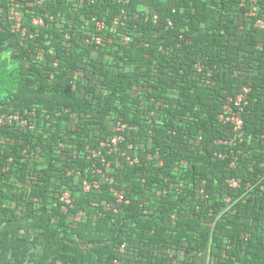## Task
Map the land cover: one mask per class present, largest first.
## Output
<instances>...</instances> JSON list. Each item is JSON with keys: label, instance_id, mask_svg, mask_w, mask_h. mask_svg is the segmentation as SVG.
<instances>
[{"label": "trees", "instance_id": "obj_1", "mask_svg": "<svg viewBox=\"0 0 264 264\" xmlns=\"http://www.w3.org/2000/svg\"><path fill=\"white\" fill-rule=\"evenodd\" d=\"M247 4L0 0V117L34 124H0V264H264V29ZM244 85L245 137L218 144ZM120 118L93 171L87 147Z\"/></svg>", "mask_w": 264, "mask_h": 264}, {"label": "built area", "instance_id": "obj_2", "mask_svg": "<svg viewBox=\"0 0 264 264\" xmlns=\"http://www.w3.org/2000/svg\"><path fill=\"white\" fill-rule=\"evenodd\" d=\"M43 0H38L39 3H41ZM119 1H125V0H119ZM262 0H248V15L255 17V25L257 27H260L264 29V18L260 17L258 15L259 13V3ZM126 10H123V14L125 15ZM117 22H119V18L116 19ZM36 23H42L43 21L41 19H36ZM170 25L172 24V20H169ZM97 27L99 29H102L105 27V23L103 21H96ZM97 41H100V37H95ZM129 41V37L126 38V42ZM252 90V87L250 85H244L240 93L235 98H231V101L226 103L223 111L219 114L220 122L224 125L229 126L231 130V137L227 139H220L217 141L218 144H224L227 146L237 145L239 142L243 141L245 137V122L243 118V113L246 109V106L249 104L250 101V92ZM29 114H35V110L33 111H27ZM14 119H17L20 121V124L22 127H25L27 125H30V128H34V124H31L29 120L26 117H22L19 114L16 115H2L0 117V124L6 123L7 121L12 122ZM130 128V125L128 122H126L123 118L118 119L115 124L112 127V134L108 136L106 139H104L101 142L100 148H92L87 147V157L92 163L93 171H97L98 173H103V168L99 167V164L109 167L111 162L108 160L107 155L118 153L119 151V144L121 141L125 139V133ZM264 138V135L262 136ZM104 148H106V152L104 153ZM229 152H232V149L229 150ZM228 152H217L216 155L220 158H225L227 156ZM148 158L155 160L157 166H162L164 161L161 158L159 153H156L155 155L153 153L148 154ZM128 161L133 164L136 162H139L140 158L138 156L135 157H128ZM120 162L117 160V165H119ZM234 165V162L232 163ZM262 167V174H260V177L264 179V161L261 163ZM229 184L233 188H237L240 186V182L236 178H231L228 180ZM95 185L98 186V182L95 181ZM90 183L85 180L84 181V189L86 191L90 190ZM252 184L249 182L247 185V189H252ZM261 189L264 188V185L261 184ZM112 191L114 192L115 197L117 198L118 202H128V200L125 198V193L122 190H117L115 188H112ZM169 187H163L159 189L158 193H168ZM61 199L67 203L71 202V195L66 190L63 193V196ZM228 202H231V198H227ZM107 209H110L111 206L107 205ZM63 209L67 210V206H64ZM249 234L245 235V238H248ZM124 247V246H123ZM122 247V248H123Z\"/></svg>", "mask_w": 264, "mask_h": 264}, {"label": "rangeland", "instance_id": "obj_3", "mask_svg": "<svg viewBox=\"0 0 264 264\" xmlns=\"http://www.w3.org/2000/svg\"><path fill=\"white\" fill-rule=\"evenodd\" d=\"M10 54V52H7L5 55H9Z\"/></svg>", "mask_w": 264, "mask_h": 264}]
</instances>
